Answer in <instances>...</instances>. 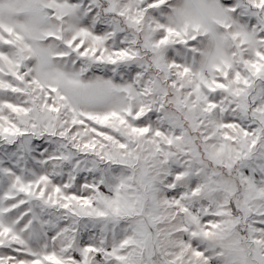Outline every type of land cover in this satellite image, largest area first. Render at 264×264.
Instances as JSON below:
<instances>
[{"label": "rangeland", "instance_id": "rangeland-1", "mask_svg": "<svg viewBox=\"0 0 264 264\" xmlns=\"http://www.w3.org/2000/svg\"><path fill=\"white\" fill-rule=\"evenodd\" d=\"M141 1L0 0V264L264 256V0Z\"/></svg>", "mask_w": 264, "mask_h": 264}, {"label": "trees", "instance_id": "trees-1", "mask_svg": "<svg viewBox=\"0 0 264 264\" xmlns=\"http://www.w3.org/2000/svg\"><path fill=\"white\" fill-rule=\"evenodd\" d=\"M199 95L201 96V93L199 91ZM218 93H220L218 95ZM231 90L229 89H223V90H220L218 92H216V89L215 90H210L209 93H206V97H202L201 96V102H203L205 105H207L210 109L214 110V112L216 113V116H217V120L219 122V124L223 125L224 122H228L227 120L229 119L228 117H226L225 115V111H224V108L223 106L225 105V99H226V96L227 95H230ZM246 100L247 102L245 103V106H247L246 108V114H245V117L244 116H241L240 113H236L234 115V118H232L233 121H235L236 123H234V125L236 127H238L239 129H244V125L245 123H247L248 121L246 119H251L253 117V114L251 112V109L249 108L250 106V96H246ZM179 106V105H178ZM180 109H182L181 107H179ZM236 115H237V118H236ZM195 135V141L197 144H199L200 146L202 145V136L197 132V133H194ZM41 143L37 142L35 143V145H37L38 148H44L43 146H39ZM8 149V147H6ZM37 150V149H36ZM7 162L12 166V168L15 170H22V171H28V167L26 165V162H22L21 160H18L17 161V165L14 163V162H11L10 160L7 159ZM38 162L35 163V167H38ZM220 169H223L222 167H220ZM235 180L238 181V175H236L235 177ZM166 181V180H164ZM163 181V182H164ZM239 184V182H236ZM238 189L237 190H240L239 189V186L237 187ZM232 207L234 208V210L236 212H238V214H242L240 212V209L238 207H236L234 204H232Z\"/></svg>", "mask_w": 264, "mask_h": 264}, {"label": "water", "instance_id": "water-1", "mask_svg": "<svg viewBox=\"0 0 264 264\" xmlns=\"http://www.w3.org/2000/svg\"><path fill=\"white\" fill-rule=\"evenodd\" d=\"M144 5V0L140 3ZM47 13L51 12L49 7H44ZM20 68H23L21 62ZM156 109V102L151 105V110ZM146 233L143 238L140 256L146 262V264H177L172 259L168 258L162 250L159 242V236L153 222L145 216L144 218ZM246 264H264V256L257 250L247 247Z\"/></svg>", "mask_w": 264, "mask_h": 264}]
</instances>
